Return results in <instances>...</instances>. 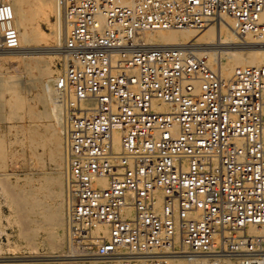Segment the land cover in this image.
<instances>
[{
	"label": "built area",
	"instance_id": "1",
	"mask_svg": "<svg viewBox=\"0 0 264 264\" xmlns=\"http://www.w3.org/2000/svg\"><path fill=\"white\" fill-rule=\"evenodd\" d=\"M57 7L68 248L102 264H264V65L226 79L188 45L141 40L230 17L238 42L264 45V0ZM19 45L13 4L0 0V46Z\"/></svg>",
	"mask_w": 264,
	"mask_h": 264
},
{
	"label": "bare ground",
	"instance_id": "2",
	"mask_svg": "<svg viewBox=\"0 0 264 264\" xmlns=\"http://www.w3.org/2000/svg\"><path fill=\"white\" fill-rule=\"evenodd\" d=\"M38 1H39L40 16L45 17L46 22L51 27V32L47 33L40 27L39 22L38 23L34 22L33 18L30 16L29 0H11L13 7H14V13H15V24L19 30V35H20V45L17 48H20L21 51L14 52L15 50L17 51V48L11 49V50H5L1 52L3 55L7 54L4 57H9V58L11 57L13 58V60L14 58L15 60L17 58V60L21 59L18 61H22L24 58H20L19 56H16L15 53H22V54L23 53H26V54L33 53L31 49L24 50L23 44H27L31 46L32 44L36 42H40V40H45L47 43V45L43 46L42 48L54 46L56 47V50L52 52L58 53L59 51L58 56L59 57L61 56V58L63 57V54H61L63 50H61V48L63 47V34H64L63 26L64 25L60 19L61 17L58 14L57 0H38ZM120 2L125 3V4H130L132 3V0H120ZM53 13L56 15L55 21H52L51 19V14ZM262 20L264 21V12L262 14ZM231 25L234 26V21L230 17H224V19H222L220 23H213L209 25L208 27L204 29H200V30H197V29H192V30H185V29L145 30L142 32L141 40L146 45H151V46H154V45H188L191 48H193L199 56H207L211 64L213 65L217 64L218 68L222 72V75L226 79H229L237 67L264 65V45H262L260 42L251 40L256 45L249 47V50L247 52L241 51L239 48L247 44L248 41L238 42L237 40L238 36L234 34ZM247 39H251V38L247 37ZM185 40L190 41V43L185 42ZM241 43L244 45H238ZM29 64H30V61L25 62V65H23V68L24 66H27ZM44 66L38 67V74L31 81V84L32 85L34 84L33 85L34 87L36 86L35 84H37L38 82L39 83L42 82V81L40 82V80L45 74H50L48 69H46ZM58 72L59 70L57 71V73ZM12 76H15V75H12ZM12 76L11 75L9 77L5 76L3 77V79L0 77V80L1 79L4 80L8 86L7 89L10 90L12 93H15L16 98L14 99V106L15 108H19L21 104L23 103L22 102L23 99L21 96V90L17 86L18 84H16L17 80L16 82L15 80H11L12 78H14ZM55 76H53V78L51 77L49 80L47 79L45 80L44 78L45 85H44L43 93L36 95L38 102H40L43 105V109L39 110V112H36V111L30 112V114L32 115L31 117L38 118L40 122L34 125H30L27 128H24L23 124L21 126L19 124V127L22 128L21 132L23 136L25 137L21 139V142L25 144L26 140L28 141V144L31 150V155L35 158V160L37 159L38 161H40V160H43L42 159L43 153H47L50 161L55 166L54 168L55 170L53 171V174L51 177H47L46 183H44L43 185L40 184L41 187H38V186L33 187L32 185L27 187L29 183H27L26 186L20 185V187H18V182L14 181V184H8L9 186L6 185L7 187L6 190L10 191L14 195V197L16 198L18 197L17 199H19L20 196H24L26 194L24 197H27L28 200L24 202L22 201L20 202V200L19 201L17 200L18 201L17 204L20 210H24L25 212L28 211L29 215L30 214L39 215L40 211L42 212L43 210L40 216L43 217V219L46 222H48V224L51 226L50 232L51 234H53L54 238L52 236L51 237L54 239V243L56 247L61 249L64 245L63 244L64 242L63 233H64V227H65L64 219H63V211L65 207V193L63 189L64 188L63 183L65 184V177L63 176L65 175V173L63 175V167H64L63 139L61 136V132L59 131L60 128L59 129L57 128L56 123H58L59 125L58 127H61L63 102H62L60 91L56 89V84L54 80ZM168 107H169L168 104H163L161 109H168ZM15 115H17L18 118L21 119V116H22L21 114H18V113L13 114V116ZM54 117L56 120L54 119ZM17 140L19 141V138L18 139L16 138V141ZM39 147H42L43 152L39 151ZM5 154H6L5 146L3 145V141L0 140V159L4 161V164H5ZM0 168L2 167L0 166ZM15 174H11L7 177L13 178ZM63 178H64V182H63ZM52 185H56V188L52 189L51 187ZM45 192L51 193V195L53 196V199L57 201L55 202L52 208H50V206L49 208L44 207L45 205L44 202L46 201V199L45 201L42 200V198L45 196L44 195L42 197V195ZM13 202L15 203V201ZM31 221L33 222L34 220L30 219L25 224L26 231L30 230L27 227H30L28 226V223ZM35 221L38 222L39 220H35ZM250 229L254 230L252 227ZM54 243H51V244H54ZM62 252H64L63 249L61 250V253H60L63 256ZM65 256L64 257L66 259H64V261L60 262L59 264H92L91 262L83 261L84 257H81V256H79L78 258L71 256L69 254L68 256L65 254ZM91 260L96 261L97 264H102V262L99 260L92 259V258ZM175 261L177 262V264H234V260H231L229 258L212 259L211 257H207L205 255L191 256V257H179Z\"/></svg>",
	"mask_w": 264,
	"mask_h": 264
},
{
	"label": "rangeland",
	"instance_id": "3",
	"mask_svg": "<svg viewBox=\"0 0 264 264\" xmlns=\"http://www.w3.org/2000/svg\"><path fill=\"white\" fill-rule=\"evenodd\" d=\"M29 10H30V16L33 18L34 22L37 23L39 22L40 27L47 33H50L51 27L46 22L45 17L40 16L38 0H29ZM55 16L56 15L54 13L51 14L52 21H55L56 19ZM185 42L190 43V41L187 40H185ZM46 45L47 43L45 40H40V42H36L31 46L27 44H23L24 50L31 49L33 51V53H27L29 56L26 53L23 54L15 53L16 56H19L20 58H24L22 60L23 62L18 61L21 59L17 60L16 58L15 60L14 58L13 60V58L11 57H10L11 59L9 57H4L7 54L3 55L1 52L11 49H4L0 46V77L3 79V77L5 76L9 77L10 75L11 76L15 75L12 76L14 78L11 77L12 79L11 78L10 79L15 80V82L17 80L16 84H18L17 86L21 90V96L23 99L22 100L23 103L21 104V106L19 108H15L14 106V99L16 98L15 93H12L10 90L7 89L8 86L4 80L2 79L0 80V140L3 141V145L5 146L6 149L5 164L4 161L0 159V166L2 167L0 168V264H57V262L59 264L60 262H63L64 259H66L65 254L67 256L69 254L77 258L81 255L79 254V251L76 248L75 249L73 248L72 250L68 248V244L66 243L65 227L63 233V239L65 243L63 242L64 244L63 247L59 249L58 247H56L53 239L54 238L53 234H51L50 232L51 226L48 224V222H46L43 219V217L40 216L43 210L42 212L40 211L39 215H34V214L29 215L28 211L25 212L24 210H20L17 204L19 200L20 202L21 201L24 202L28 200L27 197H24L26 194L24 196H20L19 199H17L18 197L17 198L14 197V195L10 191L6 190L7 189L6 185L9 186L8 184H14V181L18 182V187H20V185L26 186L27 183H29L27 187L30 185H32L33 187H37V186L41 187V185L46 183L47 177H51L53 171L55 170L54 169L55 166L50 161L47 153H43L42 155L43 160L40 161H38L37 159L35 160V158L31 155V150L28 141L26 140L25 144L21 142V139L25 137L21 132L22 128L19 127V124L20 126L23 124V127L27 128L30 125H34L40 122L38 118H32L31 117L32 115L30 114V112L32 111L39 112V110L43 109V105L40 102H38L36 95L43 93L45 80L46 79L49 80L51 77L53 78V76H55V74L61 67L60 66L61 56L60 57L58 56L59 51L58 53L57 52L53 53L52 51L56 50V47L54 46L42 48L43 46ZM238 45H244V44L241 43ZM253 45L256 44L250 40L248 41L247 44L241 46V48L239 49L243 52H247L249 50V47ZM61 50L63 49L61 48ZM19 51H21V49L17 48V51L15 50L14 52H19ZM7 58L10 60H8ZM28 61H30V64L24 66L23 68L25 62ZM40 66L41 67L44 66L46 69H48L51 76L50 74H45L42 77L43 79L41 78L40 80V82L41 81L42 82L41 83L38 82L37 84H35L36 86L34 87L33 86L34 84L32 85L31 81L38 74V67ZM14 112L21 114L22 115L21 119L18 118L17 115H15L17 117L13 116V114H15ZM56 125L57 128L59 129L60 127H58L59 126L58 123H56ZM16 138L17 139L19 138V141L18 140L16 141ZM39 151L43 152L42 147H39ZM65 172L66 170H65V161H64L63 175ZM11 174H15L13 178L7 177ZM63 177H65V175ZM63 182H64V178H63ZM51 187L52 189H55L56 185H52ZM63 187L65 193L64 183H63ZM42 197H43L42 200L45 201L46 199L47 201V202L43 201L45 203L44 205L45 208H49V206L50 208H52L55 202H57L55 201V199H53L51 193L45 192L43 193ZM13 201H15V203ZM30 219L34 220L33 221L34 223L32 221L29 222L28 226L30 227L27 228L30 230L26 231L25 224ZM63 219H64V211H63ZM35 220H39V221L36 222ZM62 249L64 250V252H62L63 256L60 254ZM85 259L86 258H83V261L86 262L88 261L91 262L92 264L93 263L97 264L96 261L94 260L91 259L85 260Z\"/></svg>",
	"mask_w": 264,
	"mask_h": 264
}]
</instances>
